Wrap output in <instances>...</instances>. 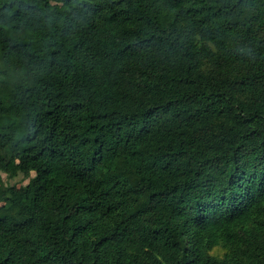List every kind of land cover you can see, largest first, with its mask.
I'll list each match as a JSON object with an SVG mask.
<instances>
[{
  "label": "trees",
  "instance_id": "16d2710c",
  "mask_svg": "<svg viewBox=\"0 0 264 264\" xmlns=\"http://www.w3.org/2000/svg\"><path fill=\"white\" fill-rule=\"evenodd\" d=\"M0 264H264V0H0Z\"/></svg>",
  "mask_w": 264,
  "mask_h": 264
}]
</instances>
